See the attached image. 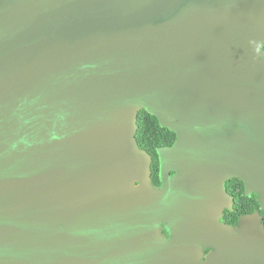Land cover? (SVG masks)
<instances>
[{"label": "water", "instance_id": "1", "mask_svg": "<svg viewBox=\"0 0 264 264\" xmlns=\"http://www.w3.org/2000/svg\"><path fill=\"white\" fill-rule=\"evenodd\" d=\"M263 44L264 0H0V264H264L222 220L233 177L264 210Z\"/></svg>", "mask_w": 264, "mask_h": 264}, {"label": "trees", "instance_id": "2", "mask_svg": "<svg viewBox=\"0 0 264 264\" xmlns=\"http://www.w3.org/2000/svg\"><path fill=\"white\" fill-rule=\"evenodd\" d=\"M264 49V44L262 45ZM138 144L141 148L146 149L152 156V183L156 186L161 184L159 177V157L157 149L162 146L171 145L176 134L162 127L159 119L141 109L138 114V131L136 134ZM228 191L235 195V204L233 209H226L222 220L228 224H237L240 215L251 213L259 209V202L256 195L246 196L244 194V183L240 179H231L226 184ZM264 216V211H261ZM264 220V218H263Z\"/></svg>", "mask_w": 264, "mask_h": 264}, {"label": "flooded vegetation", "instance_id": "3", "mask_svg": "<svg viewBox=\"0 0 264 264\" xmlns=\"http://www.w3.org/2000/svg\"><path fill=\"white\" fill-rule=\"evenodd\" d=\"M263 49V48H262ZM264 50V49H263ZM176 139V138H175ZM175 141V140H174ZM174 143V142H173ZM172 143V144H173ZM171 144V145H172ZM234 178H236V179H239V178H237V177H233V178H231V179H234ZM231 179H229V180H231ZM228 180V181H229ZM241 180V179H240ZM227 181V182H228ZM241 181H243V180H241ZM243 183H244V194L246 195V196H252L253 194H255L256 195V198H257V201H258V194L256 193V192H252V194L251 195H248V194H246V191H245V182L243 181ZM227 184V183H226ZM229 192V191H228ZM230 193V192H229ZM231 194V193H230ZM231 195H233V197H234V204H235V195L234 194H231ZM259 202V201H258ZM259 205H260V202H259ZM233 207H234V205H233ZM233 209V208H232ZM259 211L260 212V214H261V216H262V222L264 223V220H263V218H264V216H263V214L261 213V211H264L263 209H261L260 208V206H259V209H256L255 211ZM255 211H253V212H255ZM253 212H251V213H253ZM246 214H248V213H246ZM243 215V214H242ZM241 216V215H240ZM239 220V219H238ZM234 225H236V224H234ZM163 231H164V233L166 234V235H168L169 236V234L166 232V230H165V228L163 229Z\"/></svg>", "mask_w": 264, "mask_h": 264}, {"label": "rangeland", "instance_id": "4", "mask_svg": "<svg viewBox=\"0 0 264 264\" xmlns=\"http://www.w3.org/2000/svg\"><path fill=\"white\" fill-rule=\"evenodd\" d=\"M166 232L169 233V231L167 230V228H165Z\"/></svg>", "mask_w": 264, "mask_h": 264}]
</instances>
